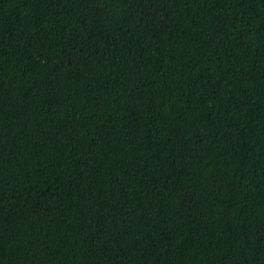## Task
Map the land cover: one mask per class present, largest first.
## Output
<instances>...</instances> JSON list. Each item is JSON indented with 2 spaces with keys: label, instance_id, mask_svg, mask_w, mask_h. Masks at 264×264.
<instances>
[{
  "label": "trees",
  "instance_id": "trees-1",
  "mask_svg": "<svg viewBox=\"0 0 264 264\" xmlns=\"http://www.w3.org/2000/svg\"><path fill=\"white\" fill-rule=\"evenodd\" d=\"M0 264H264V0H0Z\"/></svg>",
  "mask_w": 264,
  "mask_h": 264
}]
</instances>
